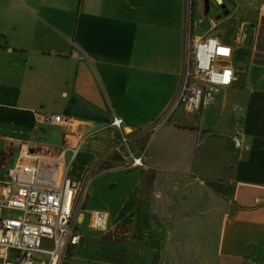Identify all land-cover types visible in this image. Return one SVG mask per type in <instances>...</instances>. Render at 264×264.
Returning <instances> with one entry per match:
<instances>
[{"label": "crops", "instance_id": "obj_1", "mask_svg": "<svg viewBox=\"0 0 264 264\" xmlns=\"http://www.w3.org/2000/svg\"><path fill=\"white\" fill-rule=\"evenodd\" d=\"M198 12L189 0H0V180L23 146L62 154L72 177L93 179L92 210L126 223V238L109 237L86 211L68 264H264V63L236 60L239 25L189 35ZM188 36L234 49L238 80L200 112L172 108ZM131 153L144 166L130 168Z\"/></svg>", "mask_w": 264, "mask_h": 264}, {"label": "built area", "instance_id": "obj_2", "mask_svg": "<svg viewBox=\"0 0 264 264\" xmlns=\"http://www.w3.org/2000/svg\"><path fill=\"white\" fill-rule=\"evenodd\" d=\"M261 13L264 16V1ZM233 55V47L218 37H190L172 108L182 105L189 112H200L223 88L232 86L238 80ZM46 120L64 128L71 124L61 115ZM123 123L122 117L113 118L112 125L121 130ZM233 141L237 147L242 145L238 137ZM130 157V168L144 166L143 155ZM69 168L62 154L21 148L18 160L0 180V264H68L82 239L80 228L93 181L73 178ZM87 212L92 228L127 237L123 220L110 228L108 212Z\"/></svg>", "mask_w": 264, "mask_h": 264}, {"label": "rangeland", "instance_id": "obj_3", "mask_svg": "<svg viewBox=\"0 0 264 264\" xmlns=\"http://www.w3.org/2000/svg\"><path fill=\"white\" fill-rule=\"evenodd\" d=\"M210 1V10L209 12H207L206 7H205V0H189V5L191 8H193L194 10L199 8V12L196 15V19L192 18V24L191 26L188 27V32L190 33L189 35H191V33H198L199 35L207 33V32H213L214 34H216L218 32V30L224 28V27H228L230 26L231 28H235L237 27V25H239V27H243V31H241L240 37L237 39H243L244 43L246 44L247 47H240L239 49H236V60L241 61L240 64L243 66L244 65V61H242L241 59L244 57L242 56L243 54H245V52H255V54H257V56H255L254 61L257 63H264V51L260 52L261 50L264 49V18H262L261 22L258 21L257 17L259 15V9L257 7H253L254 6V2L252 0H237L239 3V8H233V5L230 4V1L228 2V0L225 1V4H223L222 6H218V10L213 11L214 7H215V0H209ZM235 2V1H234ZM236 3V2H235ZM237 6V4H236ZM212 8V9H211ZM226 8V11H224V13H228V15L231 14V20L230 23L225 25L223 22L222 23H218L219 21L217 19L225 16V14H222V9ZM212 12L214 13V15H211L209 18H205L204 16L209 14H212ZM216 14V15H215ZM217 16V17H216ZM247 19V20H246ZM246 20V23H243V21ZM197 22V23H195ZM257 24H260L259 26V31H258V35L257 37L255 36V30H254V26H257ZM226 30H228V34H232V31H229L228 28H226ZM189 37V36H188ZM222 37H224L222 35ZM241 41V43L243 42ZM240 44V43H239ZM238 44V46H239ZM260 49V51H259ZM263 53V54H262ZM0 152H3V150H0ZM2 176V172L0 175V178ZM74 176V175H73ZM74 178V177H73ZM77 180H81L80 178H77ZM96 193L99 194V190L98 188H96ZM219 196L216 194V198H218ZM221 197H223V195L221 194ZM89 198V196H88ZM100 199V197H99ZM220 202V204H219ZM87 207L89 209H86L87 211H90L92 209H94V203H88ZM228 206H227V201L226 200H221V201H217L216 200V211L218 210L219 213H223L225 211H227ZM223 210H225L223 212ZM222 214V216H223ZM89 213H87V217H86V223L88 221L89 218ZM218 219H220V215L216 212L215 215V228L216 230H218V226H219V222ZM117 223V222H116ZM116 226V225H115ZM106 235H108L110 237H119L116 236L115 234H113L112 232H107ZM120 235V234H117ZM76 254V253H75ZM116 255H114L117 258H120L119 253H115ZM112 255V253H111ZM181 255V254H180ZM187 260H193L194 258H198V260L202 259L200 258V256H202L201 254H182ZM183 257V258H184ZM116 258V259H117ZM204 259L206 260V256L204 257ZM72 264V263H70Z\"/></svg>", "mask_w": 264, "mask_h": 264}, {"label": "water", "instance_id": "obj_4", "mask_svg": "<svg viewBox=\"0 0 264 264\" xmlns=\"http://www.w3.org/2000/svg\"><path fill=\"white\" fill-rule=\"evenodd\" d=\"M254 2L255 5H257L259 3V0H252ZM205 5H206V10L207 12L210 10V1L209 0H205Z\"/></svg>", "mask_w": 264, "mask_h": 264}, {"label": "flooded vegetation", "instance_id": "obj_5", "mask_svg": "<svg viewBox=\"0 0 264 264\" xmlns=\"http://www.w3.org/2000/svg\"><path fill=\"white\" fill-rule=\"evenodd\" d=\"M224 11H226V8H223V9H222V14L224 13Z\"/></svg>", "mask_w": 264, "mask_h": 264}]
</instances>
